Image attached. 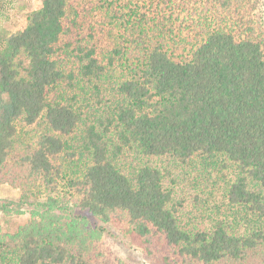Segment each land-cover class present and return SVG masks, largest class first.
Wrapping results in <instances>:
<instances>
[{"label": "trees", "instance_id": "trees-1", "mask_svg": "<svg viewBox=\"0 0 264 264\" xmlns=\"http://www.w3.org/2000/svg\"><path fill=\"white\" fill-rule=\"evenodd\" d=\"M258 8L42 0L30 11L0 46V183L21 190L0 197V214L30 208L0 225V264H127L103 247L109 222L164 264H264ZM105 41L123 73L110 90ZM42 117L41 133L19 134L17 120Z\"/></svg>", "mask_w": 264, "mask_h": 264}, {"label": "rangeland", "instance_id": "rangeland-1", "mask_svg": "<svg viewBox=\"0 0 264 264\" xmlns=\"http://www.w3.org/2000/svg\"><path fill=\"white\" fill-rule=\"evenodd\" d=\"M41 5L42 0H1L0 46L8 35L17 30L23 29L26 25L27 14ZM255 12L256 16L264 18V0H259V8ZM104 18V15H97L95 20H104ZM107 42L109 41H105L100 45L101 47L98 48V58L106 65V78H108L106 80V85L107 89L109 88L110 90L113 88V86H117V83L123 73L119 69L118 62H115L113 66L107 65V55L111 54L112 52V45ZM1 114L2 112L0 110V117ZM39 121L40 122H37L32 126H27L21 120H17L16 124L19 134L21 136L31 137L33 134L36 135L37 133H41L43 131L42 129L47 128V126L45 125V120L43 117L40 118ZM76 157L78 158V156ZM66 158V155H64V161L59 160V162H63L65 167L70 166L71 168L73 165L70 163V160ZM213 187L214 186H211L204 190V192L207 191V196L212 193L211 190ZM20 196L21 190L19 188L11 186L6 181L0 183L1 198L18 201ZM29 210L30 208L28 206L23 207L21 211L22 213H20L18 216L14 215L8 220H4L0 214V225L3 227L9 225L13 228L16 226V224L23 223L27 218H29ZM87 215L92 221L97 219L91 213H87ZM104 225L106 226V233L103 235V247L105 249H110L117 257H119L121 260H124L127 264H164L162 257H157V252L153 254L147 253L140 238L136 234L126 231L123 224L109 222Z\"/></svg>", "mask_w": 264, "mask_h": 264}]
</instances>
